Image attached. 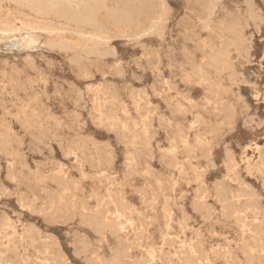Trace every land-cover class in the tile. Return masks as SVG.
Segmentation results:
<instances>
[{"label": "rangeland", "instance_id": "obj_1", "mask_svg": "<svg viewBox=\"0 0 264 264\" xmlns=\"http://www.w3.org/2000/svg\"><path fill=\"white\" fill-rule=\"evenodd\" d=\"M144 2L97 52L2 9L0 264H264V0Z\"/></svg>", "mask_w": 264, "mask_h": 264}, {"label": "bare ground", "instance_id": "obj_2", "mask_svg": "<svg viewBox=\"0 0 264 264\" xmlns=\"http://www.w3.org/2000/svg\"><path fill=\"white\" fill-rule=\"evenodd\" d=\"M145 0H0V13L2 12V9L4 8V6L5 5H14V6H16V7H18V8H20V9H22L23 11H22V14L23 15H25L26 17L27 16H29V17H32V18H34V19H41V18H52V19H55V20H57V21H64V22H66V23H73L76 27H77V29H78V32H79V35H82V36H87V39L88 40H90L91 41V45H89L87 48H86V50L88 51V52H97L99 49H98V43H100L101 42V40L102 39H104V33H105V31H104V26H103V23H102V20H105V21H109V22H112L113 24H115V25H122V24H129V23H132V22H134V21H136L137 20V17H138V14L140 13V7L141 6H143V4L145 3L144 2ZM247 2H248V0H247ZM253 2V1H252ZM163 3V2H162ZM211 3H212V0H211ZM244 3H246V2H244ZM249 3H251V2H249ZM247 5H248V3H247ZM254 5V4H253ZM252 5V6H253ZM211 6V5H210ZM251 6V7H252ZM247 7H249V6H247ZM254 7V6H253ZM208 10H209V8H208ZM248 11H249V9H248ZM250 11H252V9L250 10ZM253 12V11H252ZM258 12H259V10H258ZM229 13V12H228ZM232 13V12H231ZM251 13V12H250ZM250 13H249V16H250ZM253 17V16H252ZM260 18V16H257L256 18H255V20L257 19V18ZM250 18V17H249ZM238 19V18H237ZM240 19H238V21H239ZM209 21V20H208ZM224 21V20H223ZM233 21V20H232ZM259 22H261L260 21V19H259ZM21 23V26H17V24L16 23H12V22H0V33L1 34H11V33H14V32H21L22 30H24V29H31V28H35L36 26H34V24L36 23V22H30V23H23V21H21L20 22ZM154 23V22H153ZM233 23V22H232ZM231 23V24H232ZM237 23H239V22H237ZM245 24H246V22H245ZM235 25V24H234ZM239 25V24H238ZM238 25H236V27L238 26ZM248 25V24H247ZM255 25V24H254ZM152 26V25H151ZM207 26V25H206ZM256 26V25H255ZM258 26V25H257ZM209 27V26H208ZM230 27H232V26H230ZM248 27H250L249 25H248ZM211 28H213V27H211ZM227 28V27H226ZM255 28V27H254ZM258 28V27H257ZM44 30H46V31H48V32H53V31H59V30H61V27L59 26V24L57 25V24H53V23H49V24H47L44 28H43ZM215 29H217V28H215ZM172 30V29H171ZM218 30V29H217ZM230 30V29H229ZM232 30V29H231ZM237 30V29H236ZM235 30V31H236ZM228 31V30H227ZM234 31V32H235ZM221 32V31H220ZM233 32V31H232ZM237 32V31H236ZM259 32V31H258ZM228 34H230V33H228ZM234 35H235V33H234ZM231 36H232V34H231ZM252 37V36H251ZM24 38V37H23ZM237 38V37H236ZM242 38H243V36H242ZM18 38H16V40H17ZM25 39V38H24ZM220 39V38H219ZM218 39V40H219ZM226 39V38H225ZM230 39V38H229ZM241 39V38H240ZM252 39V38H251ZM21 40V39H20ZM108 39H106V41H107ZM230 40H234V39H230ZM237 40V39H236ZM236 40H235V42H236ZM246 40V39H245ZM9 41V40H8ZM194 41V40H193ZM241 40H239V42H240ZM1 42H3V41H1ZM221 42V41H220ZM229 42V41H228ZM234 42V41H233ZM239 42H237V43H239ZM21 43V42H20ZM248 43H250V42H248ZM53 44H54V46H56V47H58V48H66L68 45H67V43L66 42H63V41H57V42H53ZM52 44V45H53ZM226 44V43H225ZM227 44H229V43H227ZM243 44V43H242ZM231 45V44H230ZM237 45V44H236ZM226 46V45H225ZM228 46V45H227ZM233 46V45H232ZM144 47V46H143ZM143 47H141V48H143ZM237 47V46H236ZM242 47H244V46H242ZM241 47V48H242ZM246 47V46H245ZM227 48V47H226ZM230 48H232L231 46H230ZM51 49H52V47H51ZM243 49V48H242ZM245 49H247V47L245 48ZM226 51H225V53H228L227 52V50L228 49H225ZM237 50V49H236ZM248 50H249V48H248ZM247 50V51H248ZM69 51V50H68ZM245 51V53L247 52L246 50H244ZM244 51H243V53H244ZM71 52V51H70ZM105 52V51H104ZM224 52V51H223ZM239 52H241V51H239ZM164 53V52H163ZM231 53L232 52H230V55H228V56H231ZM237 54V53H236ZM241 54V53H240ZM249 54V53H248ZM101 55V54H100ZM105 55H106V53H105ZM225 55V54H224ZM238 55V54H237ZM95 56V55H94ZM104 56V55H103ZM219 56V55H218ZM225 56H227V55H225ZM248 56H250V55H248ZM77 57V56H76ZM210 57V56H209ZM215 57V56H214ZM239 57V56H238ZM245 58H246V55L244 56ZM219 58V57H218ZM216 59H217V57H216ZM226 60H228V58L226 59ZM213 61H215L216 62V60H213ZM217 61H219V60H217ZM221 61V60H220ZM224 60H222V62H223ZM235 61V60H234ZM238 61V60H237ZM225 62H227V61H225ZM219 64H221V63H219ZM232 64V63H231ZM216 65V64H215ZM234 65V64H233ZM210 66V65H209ZM216 66H218V65H216ZM220 66V65H219ZM221 66H222V64H221ZM224 66V65H223ZM227 66V65H226ZM228 66H229V64H228ZM211 67V66H210ZM212 68V67H211ZM225 68H229V67H225ZM217 69V68H216ZM220 69V68H219ZM218 69V70H219ZM234 69V68H233ZM232 69V70H233ZM218 70H216V72L218 71ZM220 71V70H219ZM222 71V70H221ZM227 71H228V69H227ZM157 72V71H156ZM218 73V72H217ZM232 73V72H231ZM235 73V72H234ZM242 74V73H241ZM187 75V74H186ZM218 75V74H217ZM221 75H222V72H221ZM232 75V74H231ZM238 75V74H237ZM84 76H85V74H84ZM243 76V75H242ZM220 77V76H219ZM232 77H235L234 75L232 76ZM185 79H187V78H185ZM228 80V79H227ZM230 80V79H229ZM232 81H234L233 79H231ZM230 80V81H231ZM187 81V80H186ZM243 81V80H242ZM224 82V81H223ZM229 82V81H228ZM169 83V82H168ZM167 84V83H166ZM219 84V83H218ZM236 84V83H235ZM238 84V83H237ZM245 84H246V82H245ZM98 86V85H97ZM152 86V85H151ZM221 86V85H220ZM236 87H237V85H236ZM169 88V87H168ZM225 88V87H224ZM154 89V88H153ZM152 89V90H153ZM140 90V89H139ZM228 90V89H227ZM107 91V90H106ZM238 94V93H237ZM104 95V94H103ZM102 95V96H103ZM108 95V94H107ZM104 97V96H103ZM106 98V97H105ZM136 98H137V96H136ZM104 99V98H103ZM238 99V98H237ZM240 100V99H239ZM144 101V100H143ZM107 102V101H106ZM263 102V101H262ZM178 105H179V103H178ZM222 106H224V105H222ZM233 106V105H232ZM174 108V107H173ZM225 110L227 111V106H225ZM233 108H231V110H232ZM230 110V109H229ZM228 110V111H229ZM176 112V111H175ZM183 112H184V110H183ZM221 112V111H220ZM226 113V112H225ZM29 114V113H28ZM200 114V113H199ZM230 114H231V112H230ZM235 114V113H234ZM234 114H233V116H234ZM41 115V114H40ZM223 115V114H222ZM227 116H228V114H227ZM226 116V117H227ZM230 117H231V115H230ZM230 117L228 118V120H229V122H230ZM225 118V117H224ZM234 118V117H233ZM232 118V119H233ZM226 121V120H225ZM140 122H141V120H140ZM228 122V121H227ZM177 123V122H176ZM153 124V123H152ZM157 124H158V122H157ZM122 125V124H121ZM176 125V124H175ZM135 128V127H134ZM148 128V127H147ZM126 129V128H125ZM153 130H155L154 128H153ZM149 131V130H148ZM131 133V132H130ZM126 138V137H125ZM75 146V145H74ZM130 147V146H129ZM77 149V148H76ZM163 152V151H162ZM165 153V152H164ZM189 153V152H188ZM192 153V152H191ZM186 155H188V154H186ZM66 157H68V156H66ZM188 157H189V155H188ZM191 158H193V157H191ZM132 159H133V157H132ZM192 160V159H191ZM190 160V161H191ZM76 161V160H75ZM193 161V160H192ZM191 161V162H192ZM112 162V161H111ZM128 162V161H127ZM135 165V164H134ZM183 165V164H182ZM127 167V166H126ZM65 168V167H64ZM128 168V167H127ZM198 169V168H197ZM180 171H181V169H180ZM69 173V172H68ZM146 175V174H145ZM149 177V176H148ZM234 178V177H233ZM66 180V179H65ZM82 180V179H81ZM106 180H108V179H106ZM232 180V179H231ZM78 181V180H77ZM188 183H190V182H188ZM118 186V185H117ZM116 186V187H117ZM250 186V185H249ZM172 187V186H171ZM246 187V186H245ZM244 187V188H245ZM215 188V187H214ZM202 189V188H201ZM249 189H250V187H249ZM218 190V189H217ZM251 191H252V188L250 189ZM3 191V190H2ZM47 191V190H46ZM56 191V190H55ZM222 191H224V190H222ZM120 192V191H119ZM199 192V191H198ZM153 193V192H152ZM201 193V192H200ZM208 193H209V191H208ZM226 193V192H225ZM224 193V194H225ZM252 193H254V192H252ZM117 195V194H116ZM124 195V194H123ZM238 195H239V193H238ZM252 195H254V194H252ZM251 195V196H252ZM208 196V195H207ZM219 196V195H218ZM220 196H222L221 194H220ZM249 196V195H248ZM146 197V196H145ZM166 197V196H165ZM245 197V196H244ZM254 197V196H253ZM256 197V196H255ZM104 198V197H103ZM124 199V198H123ZM169 199V198H168ZM238 199V198H237ZM246 199V198H245ZM28 200V199H27ZM27 200H26V202H27ZM222 200H223V198H222ZM231 200V199H230ZM236 200V199H235ZM239 200V199H238ZM251 200V199H250ZM60 201V200H59ZM118 201V200H117ZM227 201V200H226ZM234 201V200H233ZM247 201V200H246ZM116 202V201H115ZM114 202V203H115ZM169 202H170V200H169ZM225 202V201H224ZM251 202H252V200H251ZM250 202V203H251ZM256 202V201H255ZM73 203V202H72ZM106 203V202H105ZM113 203V202H112ZM111 203V204H112ZM117 203V202H116ZM165 203H167V202H164V204ZM238 203H239V201H238ZM130 204V203H129ZM195 204V203H194ZM235 204V203H234ZM103 205V204H102ZM108 205H110L109 203H108ZM114 205V204H113ZM120 205V204H119ZM124 205V204H123ZM256 205V204H255ZM259 206H260V203L258 204ZM130 206V205H129ZM152 206V205H151ZM196 206V205H195ZM258 206V207H259ZM102 207V206H101ZM120 207V206H119ZM210 207V206H209ZM246 207V206H245ZM59 208H61V207H59ZM86 208H88V207H86ZM121 208V207H120ZM164 208V207H163ZM125 209H127V208H125ZM136 209V208H135ZM166 209V208H165ZM164 209V210H165ZM234 209V208H233ZM250 209V208H249ZM255 209H256V207H255ZM50 210V209H49ZM116 210H117V208H116ZM241 210V209H240ZM264 210V209H263ZM61 211V210H60ZM63 211V210H62ZM61 211V212H62ZM166 211V210H165ZM239 211V210H238ZM92 212V211H91ZM109 212V211H108ZM107 212V213H108ZM117 212V211H116ZM135 212H136V210H135ZM95 213V212H94ZM110 213V212H109ZM112 213H114V212H112ZM120 213H122V212H120ZM173 213V212H172ZM98 214H100V213H98ZM243 214V213H242ZM110 215H111V213H110ZM114 215V214H113ZM118 215V214H117ZM121 215V214H120ZM245 215V214H244ZM74 216V215H73ZM76 216V215H75ZM96 216L97 215H95V218H96ZM122 216V215H121ZM53 217V216H52ZM104 217V216H103ZM107 217H108V215H107ZM115 217H116V215H115ZM125 217V216H124ZM67 218V217H66ZM94 217L92 218V219H95ZM99 218V217H98ZM106 218V217H105ZM74 219H76V218H74ZM91 219V220H92ZM122 218H120V219H118V220H121ZM124 219V218H123ZM83 220V219H82ZM109 220V219H108ZM112 220V219H111ZM110 220V221H111ZM90 221V220H89ZM93 221V220H92ZM95 221V220H94ZM140 221V220H139ZM80 222V221H79ZM101 222V221H100ZM245 222H248V221H245ZM258 222V221H257ZM90 223H91V221H90ZM94 223V222H93ZM102 223V222H101ZM100 223V224H101ZM107 223V222H106ZM114 223V222H113ZM118 223V222H117ZM129 223V222H128ZM79 224V223H78ZM85 225H86V223H84ZM99 223H97V225H98ZM105 224V223H104ZM110 224V223H109ZM244 224V223H243ZM250 224V223H249ZM95 225V224H94ZM106 225V224H105ZM104 225V226H105ZM108 225V224H107ZM114 225V224H113ZM129 225V224H128ZM261 225L262 224H260V227H261ZM110 226V225H109ZM116 226V225H115ZM130 226V225H129ZM131 226H133L132 224H131ZM130 226V227H131ZM141 226V225H140ZM244 226H246V225H244ZM85 227V226H84ZM101 227V226H100ZM100 227H99V230H100ZM114 227V226H113ZM171 227V226H170ZM260 227H259V230H260ZM90 228V227H89ZM97 228V227H96ZM102 228H103V226H102ZM108 228V227H107ZM112 228V227H111ZM164 228V227H163ZM166 228V227H165ZM172 228V227H171ZM254 228V227H253ZM98 229V228H97ZM120 229V228H119ZM121 229H123V228H121ZM98 230V231H99ZM104 229H102L101 231H103ZM106 230V229H105ZM110 230V229H109ZM111 230H113V229H111ZM167 230V229H166ZM117 231H118V229H117ZM120 231V230H119ZM123 231V230H122ZM126 231V230H125ZM98 232H96V234H97ZM101 232H99V234H100ZM116 233H118V232H116ZM252 233V232H251ZM257 233V232H256ZM260 233H261V231H260ZM78 234V233H77ZM101 234H103V233H101ZM113 234V233H112ZM140 234V233H139ZM254 234H255V232H254ZM94 235H95V233H94ZM135 235V234H134ZM83 236H85V235H83ZM96 237H97V235H96ZM102 237H104V236H102ZM200 237V236H199ZM80 238V237H79ZM86 238V237H85ZM84 238V239H85ZM121 238V237H120ZM74 239V238H73ZM89 239V238H88ZM120 240V239H119ZM170 240V239H169ZM101 241V240H100ZM107 241V240H106ZM117 241V240H116ZM184 241V240H183ZM79 242H81V241H79ZM85 242H86V240H85ZM195 242V241H194ZM72 243H74V242H72ZM83 243V242H82ZM81 243V244H82ZM97 243V242H96ZM101 243V242H100ZM172 243V242H171ZM85 244V243H84ZM83 244V245H84ZM106 244H108V243H106ZM194 244V243H193ZM80 245V244H79ZM118 245H120V244H118ZM87 246V245H86ZM106 246H108V245H106ZM164 246V245H163ZM173 246V245H172ZM263 246V245H262ZM82 247H84V246H82ZM173 249H174V247H172ZM87 249V248H86ZM97 249H98V247H97ZM108 249V248H107ZM82 250V249H81ZM84 250V249H83ZM110 250H111V248H110ZM181 250V249H180ZM74 251V250H73ZM176 251V250H175ZM114 252V251H113ZM118 252V251H117ZM81 253V252H80ZM148 253V252H147ZM45 255V254H44ZM53 255V254H52ZM50 256V255H49ZM98 256V255H97ZM118 256V255H117ZM76 257H77V255H76ZM94 258H96V257H94ZM118 258V257H117ZM105 259V258H104ZM114 259V258H113ZM47 260V259H46ZM102 260V259H101ZM153 260V259H152ZM186 260V259H185ZM44 261V260H43ZM89 261V260H88ZM104 261V260H103ZM103 261H99V262H96V263H93V264H111L112 262H110V261H108V262H103ZM105 261H107V260H105ZM53 262L55 263L56 261L55 260H53ZM52 262V263H53ZM51 262H48L47 264H52ZM64 263V262H63ZM70 263V262H69ZM68 263V264H69ZM87 263H90V261L89 262H87ZM170 263V262H169ZM113 264H114V262H113ZM196 264H204L203 263V261H198Z\"/></svg>", "mask_w": 264, "mask_h": 264}]
</instances>
